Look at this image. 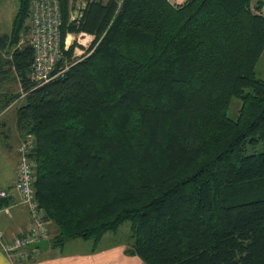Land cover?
Segmentation results:
<instances>
[{"label": "trees", "instance_id": "obj_1", "mask_svg": "<svg viewBox=\"0 0 264 264\" xmlns=\"http://www.w3.org/2000/svg\"><path fill=\"white\" fill-rule=\"evenodd\" d=\"M59 1L46 83L32 79V0L0 34V89L24 92L16 124L33 136L51 247L130 221L127 253L145 264H264V1ZM19 97L0 92V113Z\"/></svg>", "mask_w": 264, "mask_h": 264}, {"label": "built area", "instance_id": "obj_2", "mask_svg": "<svg viewBox=\"0 0 264 264\" xmlns=\"http://www.w3.org/2000/svg\"><path fill=\"white\" fill-rule=\"evenodd\" d=\"M85 1V0H81ZM171 3L180 0H169ZM72 19H75L73 17ZM61 12L59 0H32L30 43L35 52L32 79L42 85L50 80L58 60L63 55L61 47ZM74 38V37H73ZM67 44L65 49L69 48ZM34 140L32 135L22 140L18 148L19 160L14 190L20 203L27 207L30 227L22 235L7 236L0 228V247L11 259H22L29 253L27 246L41 239H49L50 231L45 213L35 195V162L31 158ZM10 191L0 187V201L8 198ZM11 206L0 207V217L10 213Z\"/></svg>", "mask_w": 264, "mask_h": 264}, {"label": "crops", "instance_id": "obj_3", "mask_svg": "<svg viewBox=\"0 0 264 264\" xmlns=\"http://www.w3.org/2000/svg\"><path fill=\"white\" fill-rule=\"evenodd\" d=\"M257 1L258 0H252L253 3ZM1 86L0 92H15L18 93L20 97L4 109L0 113V116L6 114L24 97L21 84L17 80L12 82L4 81ZM15 134L19 141L16 146L17 159L12 172V177L8 180L5 187H1L9 190L14 197V202L10 205V213H4L0 217V228H2L9 237L22 235L23 232L29 229L31 224L29 210L20 203V198L14 190L17 176V161L19 160L17 149L22 140V135L17 129V124ZM48 226L50 236H52L56 232V228L52 223H48ZM109 233L110 232L97 242L93 240L90 241L89 239H73L59 248H52L51 244L47 250H30L27 248L29 251L27 256L15 260L7 256L0 247V264H145L140 256L127 253L128 245L125 241H114V237L108 238V235H110ZM68 244L72 245L69 249H67L66 246Z\"/></svg>", "mask_w": 264, "mask_h": 264}, {"label": "rangeland", "instance_id": "obj_4", "mask_svg": "<svg viewBox=\"0 0 264 264\" xmlns=\"http://www.w3.org/2000/svg\"><path fill=\"white\" fill-rule=\"evenodd\" d=\"M86 1V0H85ZM85 1H80L78 7L85 3ZM18 9V0H0V34L10 33L12 30V24L15 14ZM31 32L28 35L30 42ZM75 37L74 34L68 35L69 42ZM256 74L259 78L264 79V52L258 62L256 68ZM0 73V77H1ZM15 93V92H13ZM3 102V101H2ZM24 99L19 100L15 106L10 109L6 114L0 116V187H5L8 180L12 177V172L14 170V165L16 162L17 152L16 146L19 141L15 134L16 132V112L17 109L23 104ZM242 107V100L237 97H233L231 100V106L228 111L230 117L236 119L238 116V111ZM19 147V146H18ZM263 146L259 145L256 148L249 147L248 153L262 151ZM18 162V161H17ZM108 238L114 237V241H125L129 240L131 234V222L126 221L118 231L110 232ZM108 240V239H107ZM91 241V240H90ZM107 242V241H106ZM67 249L71 248L70 244L66 245Z\"/></svg>", "mask_w": 264, "mask_h": 264}, {"label": "water", "instance_id": "obj_5", "mask_svg": "<svg viewBox=\"0 0 264 264\" xmlns=\"http://www.w3.org/2000/svg\"><path fill=\"white\" fill-rule=\"evenodd\" d=\"M50 244H51L50 239H41L38 242H34L28 245L27 248L30 250H38V249L47 250L49 249Z\"/></svg>", "mask_w": 264, "mask_h": 264}, {"label": "bare ground", "instance_id": "obj_6", "mask_svg": "<svg viewBox=\"0 0 264 264\" xmlns=\"http://www.w3.org/2000/svg\"><path fill=\"white\" fill-rule=\"evenodd\" d=\"M81 0H76V2H80ZM59 3H60V1H59ZM31 12H32V2H31ZM60 12H61V6H60ZM73 18V17H72ZM6 205V204H5Z\"/></svg>", "mask_w": 264, "mask_h": 264}]
</instances>
